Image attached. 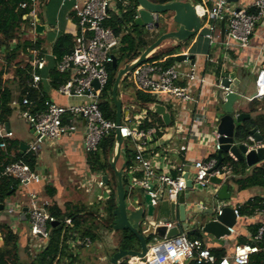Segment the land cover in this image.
<instances>
[{"label":"built area","instance_id":"1","mask_svg":"<svg viewBox=\"0 0 264 264\" xmlns=\"http://www.w3.org/2000/svg\"><path fill=\"white\" fill-rule=\"evenodd\" d=\"M191 1L201 20L197 35H200L210 48H220L224 59L228 58L230 52L248 47L256 22L264 17V0H253L249 6H241L239 1L230 0ZM194 1H198L199 6ZM117 2H120L123 7L127 5L126 0H74L73 2L72 12L77 19L79 33L74 35L72 52L57 65L60 73L66 71L70 73L69 80L58 87L57 93L66 98L80 100L78 103L60 105L45 101L43 110L31 113L26 109L31 104L27 93L22 97L21 103L17 100L11 102V108L17 111V115L26 121L35 134L33 141L27 146V151L36 152L45 141L57 142L65 136L74 134L77 131L75 122L80 120L85 130L82 141L83 151L85 154L93 153L99 142L118 128L122 141L130 142L135 150L134 163L127 169L124 166L125 171L128 174H133L134 171L141 173V177L130 179L129 187L147 193L150 196L151 205H156L165 191L168 201L176 202L179 193L185 190L186 177L201 190L214 191L210 178L223 177L222 171L217 168L215 159L195 161L192 164V175L187 173L184 161L175 168V176L157 172V166L146 154L155 133L158 132L164 137L169 127L153 126L147 129H137L122 123L117 127L115 122L103 118L98 107L99 96L107 84V67L112 64L114 52L119 46L118 39L114 37L110 29L103 26V23L109 18L110 13L118 14ZM36 5L37 0H31V12L28 15L34 36L36 35L34 32ZM25 7V3L20 5L22 9ZM140 10L141 8L137 5L134 20L139 18ZM158 17L157 14L150 13L151 22L143 27L148 39H153L151 33L156 30L154 24L158 21ZM179 55L185 56L183 61L177 63L182 67L172 65L164 68L160 65L162 61L144 62L127 74L129 76L126 83L131 84L137 91L150 94L158 102L166 105L174 106L177 103L198 106L202 103V99L193 94L191 86L193 84L201 86L206 83V80L198 75L195 64H191L188 51L183 50ZM205 60L210 64H219L209 54L206 55ZM44 63V60L32 58L33 71L31 80L27 83L29 89L39 90L42 77L36 73V70L41 71ZM94 81L97 88L93 85ZM217 87L225 93L230 92L229 88L221 87L220 83ZM263 98L264 69H260L254 80V92L246 99L253 101ZM140 113L142 114L141 121H143L146 118V110ZM180 131V127L175 126L172 134L177 135ZM210 136L216 142L214 148L217 152L219 144L216 141L215 131ZM12 137L13 133L0 123V140ZM247 142L243 144L248 149L259 147L253 146L255 142L252 136L247 138ZM0 148H5L4 142L0 143ZM179 150L185 152L186 146H180ZM2 177L15 179L20 186L40 184L42 181L35 169L31 170L21 161L6 165L0 173V178ZM95 184L98 188L104 187V182L100 179ZM49 205L47 200H38L35 195H30L26 213L27 246L36 251L43 250L47 246L49 227L56 222L55 217L48 211ZM5 210L7 214L20 220L22 211L20 206L13 204L5 207ZM220 214L221 208L215 210V215ZM260 214L263 216V222L252 238L254 244L236 245L229 255L219 260L202 241L190 240L185 234H179L170 239H155L154 244L148 247L144 258L135 259V261L139 264H180L182 262L188 264H248L250 256L260 252L264 254V202ZM234 215L236 219L239 218L237 210H234ZM65 224L68 226L70 221L66 220ZM171 226V224L166 225L167 228ZM228 230L230 234L233 233L232 228ZM83 245L88 247L90 240L85 238ZM126 264L130 263L127 261Z\"/></svg>","mask_w":264,"mask_h":264},{"label":"crops","instance_id":"2","mask_svg":"<svg viewBox=\"0 0 264 264\" xmlns=\"http://www.w3.org/2000/svg\"><path fill=\"white\" fill-rule=\"evenodd\" d=\"M237 1H239V5L241 6H249L253 2V0ZM73 2L74 0H44L42 2H37L36 12L39 13L41 19L36 18L40 21V25L44 26V31L41 37L45 40L43 49L48 57H52V44L61 32L73 35L77 30L76 25L71 18ZM184 50L188 51L190 56H193L196 71L198 75L205 78L206 83L201 86H198L197 84L191 86L193 94L202 99V103L198 106L177 103H175L174 106L163 104L164 107L167 106L169 108V111L166 110L170 114L172 124L170 123L171 125L168 126L169 128L166 130L164 137L161 136L158 139L153 138L146 155L155 163L158 173H164L169 176H175V168L182 161H184L187 166V173L192 175V164L195 161L208 160L210 159V156L217 153L214 148L216 142L210 135L214 132L218 119L223 115L222 103L217 98V92L219 90L217 86L224 74L233 73L238 81L237 92L241 95V98L239 102L234 105V109L237 110V112L247 113V106L250 101H247L246 98L252 96L254 92V80L257 71L264 69V17L256 22L248 47L230 52L227 59H224L220 48H210L208 43L200 35H198L197 38L195 37V39H193ZM208 54L213 56L214 60L216 59L219 64L215 65L208 63L205 60L206 55ZM43 60L45 61V59ZM177 63L180 62L175 61L173 65H177ZM178 65L179 67H182L181 64ZM216 69L221 73L218 79L215 75ZM122 82L124 81L122 80ZM49 83L47 77H42L40 83L42 86L39 85V91L41 88L46 91L48 96L47 101H52L60 105L69 104V100H75L76 102L80 101L73 98H66L58 94L57 89H51ZM127 85L128 83H126V87H128ZM11 89L13 96L17 95L18 91L16 86H12ZM128 90L134 93L132 88H129ZM124 99L127 100L125 101V105ZM14 100L15 99H13V101ZM121 100V123L130 128L140 129L139 126L142 123V114L140 112H134L136 103H134L128 96L122 95ZM259 102L261 105L259 110L262 109V111H264L263 99L259 100ZM18 118L21 119L19 116ZM75 124L77 125V131L74 134L65 136L57 142L45 141L47 142L46 149H52L51 153H55L53 154L55 158L58 159L61 157V166H57L55 165L56 163L52 162L49 166H41L43 164L39 163L38 158L41 154L40 152L42 150V145L44 144L43 142L37 151L34 152L37 155L34 168L42 178L41 183L20 186L15 194L5 201L2 209H0V224L9 226L13 232H17L20 235L21 254L23 253L30 257H34L42 250L36 251L33 248L28 247L27 244L25 249L24 241L27 239V221L24 222L25 226L19 224L21 220H19V222L16 220L15 216L7 214L5 207L17 203V206H20L21 209L27 208L30 201V195H35L38 200H47L50 205L55 204L61 210H64L65 205L69 204V209L78 208L84 209L85 211L97 209L100 217H104L105 215L104 209L107 199L111 196V190L108 187V183H104L103 188H98L95 183L98 179L101 180L102 176H106L109 182L110 177L100 172L95 173L90 170L87 163V154L84 153L82 148V141L85 134L84 124L80 120H76ZM175 126H179L181 130L177 135L172 134ZM27 127L31 134V139L28 142H22L15 138L14 135L11 138L12 140L19 141L18 151L22 153L27 152V149L20 150L19 145L23 144L28 146V144L34 139V136L31 133V127L28 124ZM8 129L11 131L9 124ZM172 136L174 137L172 138ZM167 138L169 139L166 140ZM73 142H75L74 146L71 145ZM183 145L186 146L185 152L179 150L180 146ZM256 145L264 146L261 142H255L253 146ZM49 155L51 156L52 154ZM231 158L234 160L233 157ZM122 166H124V159L122 154H120L116 167L122 168ZM136 173L138 172L134 171L133 174H128V172L125 171V168H123V177L126 179L128 186L130 185V179L135 177ZM232 176L233 175L229 171H223V177H221V179L228 185V194L230 198L227 201L214 204L212 207L214 212L223 206H228L237 210L238 207L256 196L264 197V190L259 188H250L238 192L236 186L231 180L234 178V176ZM78 190L81 195H78ZM133 191L136 193L142 192L140 189L129 187V192L126 194L127 199L131 198L130 192ZM48 193L54 194L51 197ZM203 199L201 211L204 212L212 205L211 200L207 197ZM175 217L177 220V211H175ZM69 221L70 224L68 226H72V221ZM262 222L263 216L260 214L259 210L252 215H239V218L236 219L235 225L232 227L233 233L228 237L216 240L208 234L201 233L196 228L181 230L180 234H185L190 238L193 234L199 233L201 241L211 252L221 250L224 252V256H226L232 252L236 245H240L237 243L238 238H243V240H249L252 242L253 235L251 234L250 228L253 226L259 227ZM56 223L57 221L54 224ZM176 223L177 222H175V224ZM172 225H174V223H172ZM65 226L68 227L66 224ZM76 237L77 235L72 233V237H68L65 243L68 246V251L78 257L79 264H97V261L100 263L105 261V258H107L106 255L99 256L96 260L92 257V241H90L88 247H84L83 242L80 243L79 241H74L72 239ZM1 245L2 237L0 247ZM78 247H82V249H77ZM90 248L91 251L89 250ZM127 261L130 264H139L135 259H129ZM59 264H66V262L61 260ZM180 264L188 263L182 262Z\"/></svg>","mask_w":264,"mask_h":264},{"label":"trees","instance_id":"3","mask_svg":"<svg viewBox=\"0 0 264 264\" xmlns=\"http://www.w3.org/2000/svg\"><path fill=\"white\" fill-rule=\"evenodd\" d=\"M44 1V0H37ZM154 4H166L175 0H149ZM127 5L122 6L117 2L118 14L110 13L109 18L103 23L105 28L112 31V34L118 39L119 46L114 52V59L116 66L110 64L107 67V84L103 88L99 96L98 107L104 119L115 122V108L111 98V89L114 84L116 74L124 65L136 60L140 54L152 44L161 34L165 33V29L153 39H148L140 27L134 24V16L136 14L137 3L135 0H126ZM25 3V8H20V5ZM31 12V0H0V57L4 64L0 67V123L8 124L9 118L15 109L11 108L10 104L13 99L21 103L22 97L27 93L30 100V105L26 107L31 113H36L43 110V103L47 101L48 96L44 89L31 90L27 83L31 80L32 58L36 60L45 59L44 68L39 71L36 70L41 77H47L51 89L56 90L59 86L66 83L70 78L68 71L60 73L57 70V65L61 60L69 55L73 50L74 35L79 33L77 19L72 12L71 18L76 25V32L72 35L61 32L55 39L51 47L52 57L46 56L43 49L44 38L33 35L30 27V19L28 18ZM251 12V11H250ZM166 15V14H164ZM36 17L41 19L39 13L36 12ZM158 23L160 27L159 17ZM180 44L174 45L166 50L159 49L153 53L145 62L162 61L160 65L167 68L175 63V55L180 48ZM19 54L27 57V62L22 64L16 61ZM14 63V64H12ZM15 67L13 78H7V71L9 67ZM215 75L218 79L221 73L216 69ZM127 75L123 81L127 82ZM16 81L19 92L16 97L12 94L11 85ZM40 86H42L40 84ZM128 89L132 88L137 104H135L134 112H141L146 110V118L139 126L140 129H147L153 126L165 128L161 119L158 116L151 114L148 111L149 106L153 104H164L158 102L155 97L150 94L135 90L131 84L128 83ZM264 104V98H263ZM259 100H253L248 103L247 114L250 115L241 123L235 126L234 140L236 143H248L247 138L251 136L249 132L256 128L261 137V144L264 145V111L259 110ZM169 111V108L165 106ZM172 124V123H171ZM170 124V125H171ZM162 134L156 133L154 139H158ZM5 143V148H0V173L4 167L12 162L21 161L28 165L31 170H34L36 165L37 155L34 152H20L18 151V140L6 139L0 140V143ZM114 150V133L104 137L98 144L95 152L87 154V163L92 172L102 173L110 177L108 187L111 190V196L107 199L105 205V215L100 217L97 209L85 211L84 209H69V204L65 205V209L61 210L57 205L51 204L48 211L53 215L58 222L55 226L49 227V240L47 246L39 252L36 256L31 257V260L26 262L20 257V235L13 232L9 226L0 224V235L2 237V245L0 247V264H59L64 260L66 264H79L78 257L68 251V246L65 243L68 237H72V233L77 235L72 238L74 241L80 243L85 238L90 241H97L101 232L112 233V221L114 219L113 211L116 208V194L114 175L110 167V161ZM121 154L124 159V166L127 169L134 163L135 150L128 141H124L121 147ZM217 161L216 153L209 157ZM217 168L222 171H229L234 178L233 184L237 191H244L250 188H259L264 190V162L255 166L247 167L243 160H233L228 154L222 153L220 163ZM232 176V177H233ZM135 177H141V173H136ZM122 181L127 185V181L122 177ZM20 188L19 183L12 178H0V206H3L5 201L11 197L16 190ZM46 189V188H45ZM47 192V190H46ZM142 193V192H141ZM54 193H48L53 196ZM131 197L136 194L135 191L130 192ZM264 197L256 196L253 199L245 202L238 207L239 215H252L263 207ZM26 216V215H25ZM71 220L72 226H65V220ZM20 222V221H19ZM20 222L19 224H23ZM250 228V226H249ZM251 234L254 236L258 226L250 228ZM70 234V235H69ZM116 236V245L111 249L112 256L118 249L122 250H138V242L134 235L129 231H120L114 233ZM199 233H195L190 237V240H200ZM151 238H147V241ZM24 247L28 240L25 239ZM27 242V243H26ZM238 244H254L249 240L238 238ZM77 249H82L78 247ZM212 254L219 260L224 256L223 251L212 252ZM127 260L120 264H126ZM248 264H264V254L257 253L250 256Z\"/></svg>","mask_w":264,"mask_h":264},{"label":"water","instance_id":"4","mask_svg":"<svg viewBox=\"0 0 264 264\" xmlns=\"http://www.w3.org/2000/svg\"><path fill=\"white\" fill-rule=\"evenodd\" d=\"M135 2L141 8L139 18L134 20V24L137 27L143 28L144 25L151 22L150 13L157 14L158 16L161 14H170V19L166 23L165 33L161 34L150 44L136 60L124 65L116 74L111 89V98L115 108V124L117 127L120 125L122 117L121 96H128L137 104L135 94L127 89L126 83L122 82V79L140 64L144 63L150 54L159 50L162 42L172 41L176 45L183 44L196 36L201 27V20L191 0H175L166 4H154L149 0H135ZM169 25L173 27L172 30L168 29ZM154 27L155 29L159 28L158 21L154 24ZM43 31L44 26L40 25V21L35 18V34L41 36ZM184 59L185 56L183 55L178 54L175 56L176 62L183 61ZM190 60L191 64H193V56H190ZM69 66L72 68L71 64ZM112 66H116L115 59H113ZM219 83L221 87L229 88L230 92L225 93L221 89L217 92V98L222 103L223 109V115L218 119L214 129L217 136L216 141L219 144V150L216 153L217 166L220 163L222 153L230 155L234 160H243L247 167L264 162V146L248 149L243 143L238 144L234 140L235 126L250 117L249 114L237 112L234 109V105L241 98V95L237 92L238 81L235 75L233 73L224 74ZM93 85L97 88L95 81ZM148 111L158 116L165 127L170 125V114L163 105L153 104L148 108ZM5 129L8 130V124H5ZM31 133L35 137L33 131ZM249 134L253 137L254 142H261V137L256 128H253ZM122 143L119 129L116 128L114 131V150L110 161V167L114 175L116 194V208L113 211L114 219L111 229L112 233L129 231L137 239L139 248L138 250L118 249L109 258L108 264H120L122 261L129 259L141 260L144 258L148 247L154 244L155 239H170L178 236L181 230L196 228L201 233L208 234L216 240L230 235L228 229L232 228L236 223L234 209L223 206L221 208V214L215 215L214 209L212 208L217 202L227 201L230 198L228 185L221 178L211 177L210 184L215 190L209 191L207 195L200 198L197 194L202 192V190L193 185L192 181L186 177L185 190L179 193L176 202L168 201L166 191L156 205H151L150 196L143 192L136 193L130 199H127L126 194L129 192V186L124 185L122 181L124 166L122 168L116 167V163L121 154ZM26 147L23 144L19 145L20 150H26ZM101 180L105 184L108 183L106 176H102ZM205 197L211 200L212 206L203 212L201 211V205ZM164 204L166 205L165 214H163L164 207H162ZM0 209H2V206H0ZM27 210V208H22L20 214L21 222L26 221L25 215ZM175 211H177V220ZM175 222L177 223L175 224ZM167 224H171V228H167ZM150 237H152L151 240L147 241V238ZM106 260L107 258H105Z\"/></svg>","mask_w":264,"mask_h":264},{"label":"rangeland","instance_id":"5","mask_svg":"<svg viewBox=\"0 0 264 264\" xmlns=\"http://www.w3.org/2000/svg\"><path fill=\"white\" fill-rule=\"evenodd\" d=\"M194 3L197 6H199V2L198 1H194ZM169 16H170V14H166V15L161 14V15H159L160 27L158 29H156L154 32L151 33L153 38L157 37L162 32V30L166 29V23H168L169 19H170ZM164 23H165V26H164ZM168 29L172 30L173 27L169 25ZM142 31L146 34V30L144 28L142 29ZM197 36L198 35L192 37L187 42H185L183 44H180L181 46L177 50V52H178L177 54H180L187 47V45L193 39H195V37L197 38ZM172 46H174V43L172 41H165V42H162L160 49L166 50V49H168V48H170ZM16 61H20V62H22V64H25L27 62V57L25 55H23V54H19ZM3 64H4V61L1 60V57H0V67ZM12 64H14V63H12ZM14 68L15 67H13V66L9 67V69L7 71V78L8 77L13 78ZM12 86H16V88H17L16 81L11 85V88H12ZM17 91L19 92L18 88H17ZM14 96L16 97L17 95H14ZM125 101H127V100L124 99V105H125ZM69 103L75 104V103H78V102H76L75 100H69ZM8 124H9V127H10L14 137L17 138L18 140L26 143V142H28L31 139V134L29 132L27 124L25 123V120L18 118L17 111H14L12 113V115L9 118ZM46 144H47V142H44V144L42 145V150L40 152L41 154H40V157L38 158L39 163L43 164L41 166H49L51 164V162L52 163H56L55 165H57V166H61V163H62L61 162L62 160H60L61 157H59L58 159L55 158L54 155H53L55 153H51L52 149H50V150L46 149L47 148ZM71 145L74 146L75 142H73ZM49 154H52V155L50 156ZM54 168H55V166H54ZM79 192L80 191L78 190V192H77L78 195H81V193H79ZM207 193H209L207 189L206 190H202V192H199V194H197V196H199V198H200V197H203L204 195H207ZM14 194H15V192H14ZM12 199H14V198H12ZM15 204L17 205V203H15ZM162 207H164L163 208V214H165L166 213L165 212L166 211V205L164 204ZM22 225L25 226V223H23ZM92 244H93V246L91 247L92 248V252H93V255H95V256L92 255V257L95 258V260L99 256H102V255H106L107 256V260L106 261H104L103 263H100V262L97 261V264H108L109 255L111 254V249L113 247H115V245H116V236H115V234L107 232V231L106 232H101L100 235H99L98 240L97 241H93ZM91 248L89 249L90 251H91ZM21 252H20V257H21L22 260H24L26 262L31 260L30 256L25 255L23 253L21 254Z\"/></svg>","mask_w":264,"mask_h":264}]
</instances>
